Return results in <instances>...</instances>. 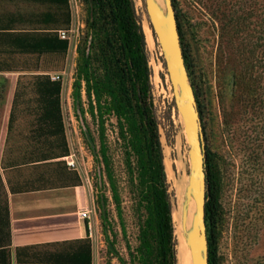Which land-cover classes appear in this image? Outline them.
I'll list each match as a JSON object with an SVG mask.
<instances>
[{
    "label": "rangeland",
    "instance_id": "1",
    "mask_svg": "<svg viewBox=\"0 0 264 264\" xmlns=\"http://www.w3.org/2000/svg\"><path fill=\"white\" fill-rule=\"evenodd\" d=\"M134 1L146 33L152 99L172 203V242L176 264H180L179 254L186 243L183 201L192 170L190 145L164 54L151 27L146 0ZM174 1L189 67L200 96L206 149L213 155L219 170V264H264V0ZM68 7L71 25L67 54L61 59L44 56L40 61L36 55L28 54L11 59L18 71L0 72V108L12 89L13 79L17 90L21 74L45 71L49 75H62L61 105L70 149L65 162L74 160L75 165L70 167L82 175L84 184L90 189L92 218L97 230L94 264H143L138 247L144 210L139 206L136 186L125 163V146L117 119L114 115L105 117L104 141L117 179L122 213L115 203L102 157L100 155V166L86 135L90 128L100 151L103 143L100 119L97 111L95 115L91 113L85 89L82 94L85 111L75 104L79 47L87 29V13L83 0H69ZM62 9L34 0H0V17L11 13L25 15L26 21L15 24L18 30L39 27L37 22L33 23V15L37 18L45 11L60 12ZM226 10V14L229 10L233 13L224 16ZM28 81L22 78V96L18 101L29 111L36 109L35 116L32 112L24 115L27 123L34 121L39 112ZM102 194L108 198L106 227L99 204ZM189 257L188 251L183 264H189Z\"/></svg>",
    "mask_w": 264,
    "mask_h": 264
},
{
    "label": "trees",
    "instance_id": "2",
    "mask_svg": "<svg viewBox=\"0 0 264 264\" xmlns=\"http://www.w3.org/2000/svg\"><path fill=\"white\" fill-rule=\"evenodd\" d=\"M34 1L64 9L60 12L45 11L37 18L33 15V23L37 22L39 27L31 30H18L15 27L16 23L26 21L25 15L11 13L6 17H0V72L18 71L12 65L11 59L19 54L36 55L40 61L44 56L64 58L69 50L70 40L59 35V30L69 29L71 25L69 0ZM83 1L86 6L87 29L79 47V73L75 81L74 100L79 110L81 108L84 112L82 94L85 89L90 101L91 113L95 115L97 111L100 119L103 137L100 151L97 150L90 128L86 132L91 150L100 166V155L102 157L115 203L122 213L117 179L104 141L105 117L114 115L120 137L124 141L125 163L131 181L136 186L139 206L144 210L141 244L138 247L141 253L140 259L143 264H176V253L172 242L174 233L172 203L161 133L152 99L146 33L138 9L134 0ZM225 2L226 0H222V3ZM227 12L224 11L223 15L233 13L232 10H229V14H226ZM179 17L178 15L185 60L203 119L200 96L189 67ZM251 64L253 69L255 64L254 62ZM22 78L29 79L28 82L35 95L36 107L39 108L36 115L38 124L36 132L43 140L41 145L35 148V157L48 160L68 155L70 149L65 135L61 105L62 80H52L45 71L21 74L15 93V104L22 96L20 87ZM103 178L102 174L101 180ZM219 180L215 159L210 152H207L206 222L210 264H219L217 258V229L221 215ZM107 202L108 198L102 194L99 204L105 227L108 222ZM84 242L87 243L88 260L84 258L83 262L92 264L91 240L87 238ZM10 245L8 200L0 176V255L5 259V264H10L7 256V248Z\"/></svg>",
    "mask_w": 264,
    "mask_h": 264
},
{
    "label": "crops",
    "instance_id": "3",
    "mask_svg": "<svg viewBox=\"0 0 264 264\" xmlns=\"http://www.w3.org/2000/svg\"><path fill=\"white\" fill-rule=\"evenodd\" d=\"M12 82L0 108V176L9 208L10 264H84L87 238L94 264L97 230L90 189L65 162L69 154L48 160L35 157L43 138L36 132V118L25 121L24 115L32 109L15 104ZM83 209L91 210V218L81 217ZM0 264H5L2 255Z\"/></svg>",
    "mask_w": 264,
    "mask_h": 264
},
{
    "label": "water",
    "instance_id": "4",
    "mask_svg": "<svg viewBox=\"0 0 264 264\" xmlns=\"http://www.w3.org/2000/svg\"><path fill=\"white\" fill-rule=\"evenodd\" d=\"M166 21L157 13L156 0H146L153 32L161 45L175 102L180 111L190 145V181L183 203L184 229L194 264H210L207 203V149L201 112L185 60L177 12L173 0H165ZM194 190V191H193Z\"/></svg>",
    "mask_w": 264,
    "mask_h": 264
},
{
    "label": "bare ground",
    "instance_id": "5",
    "mask_svg": "<svg viewBox=\"0 0 264 264\" xmlns=\"http://www.w3.org/2000/svg\"><path fill=\"white\" fill-rule=\"evenodd\" d=\"M156 3H157V13H158L159 17L163 21H166V14H167L166 4L163 2V0H156ZM182 122H183V117H182ZM189 181H190V178H189ZM188 185H189V182H188ZM188 185H187V187H188ZM186 191H187V188H186ZM186 191H185V193H186ZM184 199H185V195H184ZM183 203H184V201H183ZM188 251H189V256H190L188 258L189 264H194L193 255H192V252H191V249H190L187 237H186V243L183 246V250H181L180 254H179V256L181 258L180 264L184 263L185 255Z\"/></svg>",
    "mask_w": 264,
    "mask_h": 264
},
{
    "label": "built area",
    "instance_id": "6",
    "mask_svg": "<svg viewBox=\"0 0 264 264\" xmlns=\"http://www.w3.org/2000/svg\"><path fill=\"white\" fill-rule=\"evenodd\" d=\"M69 29H61L59 30V35L61 38H65V39H69L70 40V35H69ZM51 79L52 80H62V75L61 74H51ZM68 165L69 166H74L75 165V162L74 160H68L67 161ZM80 215L81 217L83 218H91V210L90 209H83L81 212H80Z\"/></svg>",
    "mask_w": 264,
    "mask_h": 264
}]
</instances>
